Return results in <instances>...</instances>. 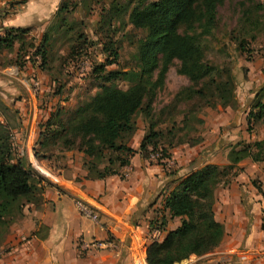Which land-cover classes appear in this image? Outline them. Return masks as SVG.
I'll return each instance as SVG.
<instances>
[{"label": "rangeland", "instance_id": "374dc122", "mask_svg": "<svg viewBox=\"0 0 264 264\" xmlns=\"http://www.w3.org/2000/svg\"><path fill=\"white\" fill-rule=\"evenodd\" d=\"M24 1L26 0H19V4ZM149 1L151 0H69L75 3V7L64 13L63 27L50 31L46 57L43 59L40 54L34 53L43 34L42 30L34 28L23 39L22 53L5 64L10 66L6 71L8 76L5 81L0 82V120L5 122L15 157L33 167L37 174L36 180L42 179L37 183L36 197L42 198L43 187L49 182L51 174L56 175L57 168L65 169L73 162L86 171L85 176L93 174L90 157L81 150L84 142L81 143L80 137L70 131V126L65 134H58L54 124L48 126L46 123L52 119L56 122L58 118L66 121L78 106L100 89L103 83L101 76L105 72L137 69L138 40L145 35V31L129 23L128 13L135 4ZM0 2V7L5 5L4 1ZM110 7L120 8V12L110 17ZM56 22L53 16L47 26ZM184 28L181 25L178 30L182 32ZM241 40H245L243 49L238 48ZM31 44L33 45L30 46ZM208 46L207 56L211 61L217 64L225 61L232 63L236 101L227 106L217 104L215 107L195 108L198 101L195 97L190 101L174 104L176 93L191 85L185 75L178 73L180 61L174 58L163 84L156 89L151 120L144 118L142 113L135 114L136 131L128 141L129 146L139 140L138 135L147 132L151 121L154 122V129L160 130L162 134L157 150L161 149L163 156L167 157L170 147L184 141L189 144L199 143L204 139L202 134L209 127V122L227 117V124L237 125L235 128H238V133L245 136L241 138L239 135V138L234 139L233 145L237 148L248 146L250 150H256L254 142L264 138V125L262 121L253 119L248 125L247 119L250 110L256 111L252 105L264 85V0H222L217 7V25L213 36L208 39ZM111 50L116 52L115 57L111 55ZM12 52L13 49L1 55L0 60L6 62L8 54ZM26 54L28 57H24ZM112 60V63L105 64L104 71H94V66L98 63ZM156 74L157 69L153 78ZM246 82L251 85L250 89H247ZM115 83L121 89L130 85V81L125 79H117ZM262 99L264 100V93ZM59 111L61 113L57 117ZM40 132H45V135H40ZM63 138L71 140V143L65 145ZM221 138L219 134L204 148ZM38 140H42L44 144L38 143ZM168 142L171 144L168 145ZM221 143L225 142L221 140ZM229 145L230 148L233 146ZM262 150L264 151V146ZM26 152H30L29 157ZM245 159L250 160L251 164L258 163L250 157ZM42 162L50 168L44 167ZM105 163L102 160L96 162V165L102 168ZM259 163L264 165V162ZM38 164L50 175L40 171ZM233 177L230 176V179ZM250 182L258 188L263 184L257 176L251 177ZM219 186L217 184L216 188ZM29 204L24 202L21 212H16L14 222L3 240L0 239V247L13 226L22 224L30 209ZM31 204L38 203L35 201Z\"/></svg>", "mask_w": 264, "mask_h": 264}, {"label": "trees", "instance_id": "16d2710c", "mask_svg": "<svg viewBox=\"0 0 264 264\" xmlns=\"http://www.w3.org/2000/svg\"><path fill=\"white\" fill-rule=\"evenodd\" d=\"M221 2L222 0H151L135 4L130 9L129 23L145 31V35L138 40L137 69L105 72L101 76L103 83L100 89L78 106L66 121L58 118L56 122L52 119L46 123L48 126L54 124L58 134H65L70 126V131L80 137L81 143L84 142L81 150L90 157V166L94 170L91 176L87 175L88 178L116 174L121 166L129 163V158L136 151L144 153L146 157H149L150 152L157 151L162 134L160 130L154 129V122L150 121L137 149L129 146L128 141L136 131V113H142L144 118L151 120L156 89L163 84L174 58L180 61L178 73L185 75L191 83L176 93L174 104L190 101L195 97L198 98L195 108L215 107L217 104L227 106L236 101L232 63L225 61L217 64L207 56L208 39L216 29L217 7ZM73 7L74 2L60 1L53 15L57 22L46 27L35 54H40L43 59L46 57L50 31L62 26L64 13H68L69 8ZM108 12L111 17L120 12V8L112 7ZM181 25L185 26L182 32L178 30ZM27 30L20 27L7 28L5 34L0 36V50L11 48L14 40ZM244 44L245 40H241L238 48L243 49ZM110 53L113 57L117 55L114 50ZM112 62L113 60L100 62L94 66V71H104L105 64ZM156 69L157 74L153 78ZM117 79L129 80L130 85L121 89L115 83ZM260 93L252 105L256 111L250 110L248 113V125L251 119L260 120L264 125V85L260 88ZM60 113L61 111L56 114L57 117ZM8 135L5 122L0 120L1 240L14 222L16 212H21L24 202L38 203L41 199L36 197V190L37 183L42 179L36 180L37 174L33 167L15 157ZM40 135H45V132H40ZM41 141L38 140V143L43 145L44 142ZM70 143L71 140L64 139L65 145ZM254 146L255 151L248 146L237 148L233 145L228 152V164H204L177 182L165 197L164 206L172 217L181 218L180 224L167 231L160 241H150L146 245L147 264H173L191 254L202 255L218 246L224 235V227L214 217V190L217 184L226 185L230 182V176L237 174V163L242 159L250 157L253 161L264 162V138L254 142ZM102 160L106 163L98 168L96 162ZM163 224V218L155 220L150 228H162Z\"/></svg>", "mask_w": 264, "mask_h": 264}, {"label": "crops", "instance_id": "0c3cea01", "mask_svg": "<svg viewBox=\"0 0 264 264\" xmlns=\"http://www.w3.org/2000/svg\"><path fill=\"white\" fill-rule=\"evenodd\" d=\"M1 1L5 5L0 7V36L7 28L28 29L11 48L0 50V56L14 50L6 62L0 60L3 83L10 66L5 64L22 53L23 39L34 28L42 33L46 30L61 0H26L22 4L19 0ZM245 85L250 89L249 82ZM235 126L227 124V117L209 122L199 143L174 145L164 160L136 151L116 174L103 178H88L86 171L73 162L65 169L57 168L56 175L51 174L44 185L38 204H29L22 224L14 225L4 239L0 264H147L145 251L153 222L163 218V237L180 224L181 218L172 217L165 208V197L192 170L207 163H229V144L233 145L239 135L245 137ZM219 134L225 143L219 140L204 148ZM138 141L131 147L137 149ZM250 162L239 161L233 179L214 190V217L224 227L218 246L173 264H264V165ZM253 176L263 182L261 187L250 182ZM76 198L98 213L97 222L79 213Z\"/></svg>", "mask_w": 264, "mask_h": 264}, {"label": "built area", "instance_id": "2783aa9c", "mask_svg": "<svg viewBox=\"0 0 264 264\" xmlns=\"http://www.w3.org/2000/svg\"><path fill=\"white\" fill-rule=\"evenodd\" d=\"M37 85V82L35 83ZM149 158L156 159V160H164L166 159L165 156L161 153V150H157L154 152H150ZM75 205L77 207V210L82 216H85L87 218H90L94 222H97L99 220L98 213L90 207V205L85 202L82 199L76 198L75 199ZM163 238V230L160 227H153L149 231V240L150 241H160ZM100 244V243H98ZM95 243V245H98Z\"/></svg>", "mask_w": 264, "mask_h": 264}]
</instances>
